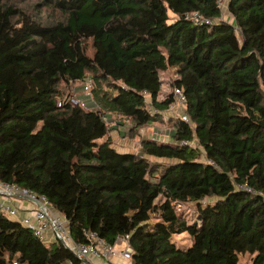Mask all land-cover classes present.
<instances>
[{
	"label": "trees",
	"instance_id": "16d2710c",
	"mask_svg": "<svg viewBox=\"0 0 264 264\" xmlns=\"http://www.w3.org/2000/svg\"><path fill=\"white\" fill-rule=\"evenodd\" d=\"M228 10L233 23L219 0H0V181L45 195L76 242L130 234L136 264H264V0ZM165 57L191 121L121 152L108 120L133 134L164 120L147 96L161 112L173 100L158 99ZM87 79L92 109L66 101ZM188 200L193 222L174 206ZM69 259L0 212V264Z\"/></svg>",
	"mask_w": 264,
	"mask_h": 264
},
{
	"label": "built area",
	"instance_id": "2783aa9c",
	"mask_svg": "<svg viewBox=\"0 0 264 264\" xmlns=\"http://www.w3.org/2000/svg\"><path fill=\"white\" fill-rule=\"evenodd\" d=\"M219 4L222 8L221 2ZM193 21L197 24L203 22H211V20H206L194 12L191 15ZM220 20L227 21L222 15ZM84 92L88 96H92V80L87 79L84 84ZM173 100L169 104V108L163 112L150 106V111L153 114L157 112L160 113H171V116L175 118H180L186 122H190V116L186 112L187 108V96L185 92L178 87L173 89ZM165 100V99H164ZM66 101L73 105L82 106L86 108V104L76 95L68 96ZM63 101H59V105H62ZM87 109V108H86ZM182 144H191L188 141H183ZM241 188H247V186H240ZM251 191L250 188H247ZM2 196L9 198L11 200H27L32 204V208L24 209L26 214L19 217L21 213L20 210L23 208L17 207L16 202L10 203L6 201ZM0 212L4 213L8 217L17 218L24 226L31 229L35 236L42 239L43 241L48 240L49 233L52 234V239L54 241L60 240L74 255L75 259L80 262H89L90 264H95L90 262L91 257L104 260V264H115L113 262V257L119 252L128 264H136L133 262V246L131 245L130 234H124L117 237L116 243L111 244L104 238L100 237L97 233L91 232L88 234L87 243L76 242L72 235L70 234L68 228V222L63 215L56 213L49 199L45 195H39L26 187L20 186L17 183L2 182L0 181ZM123 245L121 250L117 249V246ZM75 259H69L65 264H76ZM14 264H20L14 262Z\"/></svg>",
	"mask_w": 264,
	"mask_h": 264
},
{
	"label": "rangeland",
	"instance_id": "374dc122",
	"mask_svg": "<svg viewBox=\"0 0 264 264\" xmlns=\"http://www.w3.org/2000/svg\"><path fill=\"white\" fill-rule=\"evenodd\" d=\"M222 5V10H223V16L227 21L230 23H233L234 19L230 15L229 10H228V0H219ZM171 16L173 15L172 12L170 13ZM240 37V33H238ZM164 62L165 67L161 70V80H162V90L160 94L158 95V99L160 101H163L166 98H169L173 94V89L175 87V81L178 80L179 78V73H178V68L171 67L170 65L167 64L166 62V57L162 60ZM82 85L76 84L73 86V88H70L72 91V95H76L78 98H80L82 101L85 102L86 108L92 109L96 108L97 106L95 105L94 100L91 98V96H88L84 92V88L80 87ZM71 95V96H72ZM67 96V95H66ZM147 101L148 105L150 108V103L151 99L149 96H147ZM172 114L171 113H165L163 114V121L160 122H155L150 126H147L143 128L139 134H133L130 132V126L131 124L129 122H125V126H120L116 122H112L108 120L109 126L111 127V130L109 132V136L113 141V145L121 152H138L140 150L141 146V140L144 137H149V138H159L160 140L166 139L168 137V134H170V131H172L171 123H170V117ZM155 160L154 158H152ZM163 161V160H160ZM184 175L182 171H177L174 174H172L169 178L172 180H178V181H183L186 178H183ZM215 199H205L203 204L209 201H214ZM175 209L177 213L180 216H185L187 219L190 220V222H193L196 220V213H197V203L196 201L193 200H188L183 203H176ZM14 220H17V218L10 217ZM18 221V220H17ZM157 221L155 219L151 220V223H156ZM173 242L179 246V247H188L191 245V238L187 233L183 234H175L172 237ZM45 242H49L46 240ZM121 249L124 247L123 245H119ZM256 254H252L249 252L246 253H241L240 254V259L238 264H252L253 259Z\"/></svg>",
	"mask_w": 264,
	"mask_h": 264
},
{
	"label": "crops",
	"instance_id": "0c3cea01",
	"mask_svg": "<svg viewBox=\"0 0 264 264\" xmlns=\"http://www.w3.org/2000/svg\"><path fill=\"white\" fill-rule=\"evenodd\" d=\"M160 94V93H159ZM159 97V96H158ZM160 100V99H159ZM6 201H8V202H10V203H15L16 202V206L17 207H20V208H23L22 210H20L21 211V213L19 214V217H22V216H24L25 214H26V212H25V208L26 209H28V208H32V204H30V202H28L27 200H11V199H9V198H6V197H4V196H2ZM48 241L49 242H52V241H54L53 239H52V234H50L49 233V235H48ZM49 242H47V243H49ZM117 249L118 250H121V247L120 246H117ZM120 252V251H119ZM117 253L114 257H113V262L115 263V264H128L129 262L127 261V260H125L124 258H122V256H121V254L120 253ZM90 262H92V263H95V264H104V260H102V259H98V258H95V257H91L90 258ZM76 264H90L89 262H80V261H76Z\"/></svg>",
	"mask_w": 264,
	"mask_h": 264
}]
</instances>
